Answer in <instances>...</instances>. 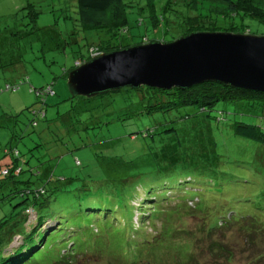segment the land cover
I'll list each match as a JSON object with an SVG mask.
<instances>
[{
  "label": "rangeland",
  "instance_id": "obj_1",
  "mask_svg": "<svg viewBox=\"0 0 264 264\" xmlns=\"http://www.w3.org/2000/svg\"><path fill=\"white\" fill-rule=\"evenodd\" d=\"M130 1L129 42L155 35L168 43L158 31L135 26L133 7L140 2ZM74 5V0H0V170L13 161L4 152L14 150L21 168L12 179L0 177V217L17 210L12 207L21 198L8 195L28 182V189L42 188L47 201L42 216L49 222L40 231L54 228L52 222L59 218L64 245L109 248L108 254L75 256L76 264H247L264 247V237L250 235L253 242L247 246L235 225L206 232L201 212L214 223L228 212L233 219L256 217L264 208L256 179L264 178L263 149L232 133L236 122L264 130V115L243 102L224 101L210 111L179 107L150 118L143 115L152 103L146 101L144 88L70 97L68 70L82 64L79 56L84 59L88 53L90 60L96 53L91 46L87 49L96 36L82 31ZM207 8L201 5L200 14ZM244 22L249 35L264 36V26L252 19ZM51 83L53 94L45 99L40 94L45 102L39 105L30 86ZM6 85L18 87L6 91ZM27 108L41 109L44 115L34 116ZM152 127V140L140 137ZM148 176L156 179L155 185L146 182ZM192 199L197 200L194 206L186 202L185 207L184 201ZM96 206V211L85 209ZM160 211L166 212L158 216ZM164 225L171 230L169 237L161 232ZM67 229L74 232L69 235ZM145 236L147 240L140 239ZM161 236L173 249L160 250L159 257L154 253V261L143 246L161 248ZM209 242L228 246V263L225 254L216 257L215 250L207 249ZM185 244L193 253L178 258L176 248Z\"/></svg>",
  "mask_w": 264,
  "mask_h": 264
},
{
  "label": "trees",
  "instance_id": "obj_2",
  "mask_svg": "<svg viewBox=\"0 0 264 264\" xmlns=\"http://www.w3.org/2000/svg\"><path fill=\"white\" fill-rule=\"evenodd\" d=\"M74 1L78 25L81 27L82 31H92L96 36V42L87 46V49L91 46L90 48L96 50V53H94V55L92 54V57L111 52H119L134 46H142L154 42L164 43L158 41L155 35H152L151 39L141 37L140 41L137 43L129 42L127 12L131 7L130 0ZM135 2H140L136 3L133 7L136 15L134 20L135 26H143L145 30L149 28L152 32L158 31L160 37H168L167 42L193 32L249 35L250 32L245 25V19H252L264 26V0H139ZM203 4H207L208 8L203 14H200V6ZM32 16L35 17L36 14ZM79 58L80 62L85 63L89 61L91 57H89L87 53L84 59H82L81 56H79ZM78 64H73V69H75V66H78ZM71 70L69 69L68 72ZM24 82H26V79L21 83ZM17 87L18 85L10 87L6 85L4 88L6 91H10V89L16 90ZM142 88L145 89L144 94L146 95L144 96L147 97L146 101L152 102L145 108L143 113V115L150 118L157 116L158 113H166L172 109L177 111L179 107L180 111H183V109L188 106L201 109V112L204 110L210 111L216 103L224 101L243 102L242 105L258 109V111L264 115V92L232 88L215 82H202L186 88H172L167 90L153 89L145 86H140L135 89L127 88V90L138 92ZM29 89V93L33 92L34 95L38 97L39 105H44V99L53 94L52 83L38 89H34L30 86ZM40 94L44 96V99ZM70 97L72 96L70 95ZM142 99L143 97H141L140 100ZM27 109L30 110L31 114L39 118L44 115L41 109ZM32 125H34V123H32ZM154 130L153 127L151 129L147 128L143 134L139 133L141 134L140 137L143 136L141 138L147 139L150 136L149 139L152 140V136L154 135L152 133ZM169 131L172 132L173 129L170 128ZM232 133L237 138L251 142L263 149L261 159L264 163V130L261 129L258 124L233 123ZM129 136V138L133 137L132 134ZM135 138L136 137H134L133 140H135ZM135 141L140 146L139 141ZM4 154H11L13 161H11L9 166L7 165L8 167L0 170V177L12 179L21 172V168L17 169L18 163L16 159L18 153L14 150L12 152L5 151ZM75 164L78 165V162H75ZM146 179V182L149 184H156V179L152 176H148ZM256 179L260 183V186H262V196H260L262 204L264 201V182H262V179L264 178H262L261 175H256ZM23 183L25 189L12 191L8 195L10 196L9 198H14L15 195L21 198V201L12 207V209L18 207L17 210L12 211L7 217H0V264H76L74 261L75 256H89L95 253L102 255L103 251L108 254L107 251L109 248H107L106 251L102 247L90 249L84 247L82 244H78L76 247L64 245V239L60 236L62 232H59L60 229L57 226L60 222L58 220L59 218H55V222H52L55 224L54 228L40 231L42 223L45 221L49 222L46 217L42 216V211L47 205V201L42 197L44 191L42 188L36 190L28 189L27 185L29 183ZM167 193H170V191H167ZM170 194L174 195L172 193ZM172 197L174 196H171V198ZM147 201L150 202L149 200ZM186 202L188 206H194L197 200L192 199L184 201L183 204L185 207ZM96 207H86L85 209L92 208L91 210L96 211L98 210V206ZM193 209L197 211L195 207H193ZM258 210L260 211H258V216L256 217L246 214L237 219H233L232 213L228 212L223 217L215 220L214 223L205 221L206 214L205 210H203V212H201L203 214L201 221L203 222L206 232L219 227L237 226L238 232L241 233L245 239L244 242L247 243V246H250L253 242L252 239H248L250 235L254 236L258 234L264 237V215L262 213L264 208ZM163 212L165 213L166 211H160V215L158 216H161ZM107 214L108 213H105V215ZM152 219H154V217H152ZM81 221L83 222V220ZM77 222L79 223L80 221ZM89 228L92 232L93 229H95L93 226ZM67 230L69 231V235L74 232L70 229ZM39 231L40 235H36ZM170 231V228L166 225L161 227V232L164 235L168 236L171 234ZM135 232L137 231L135 230ZM94 234H97V231ZM140 239L147 240V237H140ZM163 239L166 238L161 236V248L155 247L156 249H147L146 246L149 247V245L143 246L145 248L143 250L147 251L148 257H151L154 253L158 254L159 257L160 250L165 251L167 249H173V245L164 243ZM238 243L241 244L240 242ZM51 244H53L54 247L50 246ZM261 244L263 245L264 241H262ZM11 245H16V247L10 250L8 254H4V251ZM188 246L189 244L178 246L176 248V256L178 257L179 254L182 253L185 254L183 258H190L193 252H190ZM112 248L114 249L115 246H112ZM207 249L215 250L216 253L214 255H216V257L219 256L221 258L222 253L225 254L224 260L226 263L229 262V258L232 256L229 254L228 246L221 245L217 242H209ZM151 259L156 261L157 258L151 257ZM252 262H255V264H264V247L261 251L256 252L249 259L247 264Z\"/></svg>",
  "mask_w": 264,
  "mask_h": 264
},
{
  "label": "water",
  "instance_id": "obj_3",
  "mask_svg": "<svg viewBox=\"0 0 264 264\" xmlns=\"http://www.w3.org/2000/svg\"><path fill=\"white\" fill-rule=\"evenodd\" d=\"M202 82L264 92V36L193 32L168 43L101 54L66 75L72 97L140 86L186 88Z\"/></svg>",
  "mask_w": 264,
  "mask_h": 264
},
{
  "label": "bare ground",
  "instance_id": "obj_4",
  "mask_svg": "<svg viewBox=\"0 0 264 264\" xmlns=\"http://www.w3.org/2000/svg\"><path fill=\"white\" fill-rule=\"evenodd\" d=\"M139 81V83L141 82L140 80H138Z\"/></svg>",
  "mask_w": 264,
  "mask_h": 264
}]
</instances>
